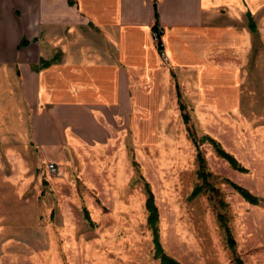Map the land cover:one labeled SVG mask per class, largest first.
<instances>
[{"label": "rangeland", "instance_id": "374dc122", "mask_svg": "<svg viewBox=\"0 0 264 264\" xmlns=\"http://www.w3.org/2000/svg\"><path fill=\"white\" fill-rule=\"evenodd\" d=\"M258 15L252 46L236 63L239 81L224 94L233 108L220 111L183 88L182 112L171 87L170 102L141 113L140 143L131 129L133 109L120 108L109 120L111 148L99 159L39 163L26 144L0 148V264H159L145 184L167 255L181 264H264V12ZM204 136L246 172L231 169L199 141ZM198 153L210 187L190 198L203 184ZM49 163L57 165L55 175ZM225 180L261 201L248 204Z\"/></svg>", "mask_w": 264, "mask_h": 264}, {"label": "crops", "instance_id": "0c3cea01", "mask_svg": "<svg viewBox=\"0 0 264 264\" xmlns=\"http://www.w3.org/2000/svg\"><path fill=\"white\" fill-rule=\"evenodd\" d=\"M72 1L0 0V148L26 144L39 163L99 159L111 148L110 118L133 109L140 143L141 113L170 102L171 87L178 105L184 88L220 111L234 107L224 94L239 81L264 0H157L162 55L153 0Z\"/></svg>", "mask_w": 264, "mask_h": 264}, {"label": "trees", "instance_id": "16d2710c", "mask_svg": "<svg viewBox=\"0 0 264 264\" xmlns=\"http://www.w3.org/2000/svg\"><path fill=\"white\" fill-rule=\"evenodd\" d=\"M67 1H68V4L70 6L74 5V2L72 0H67ZM156 3H157V0H153V7H154V11H155V15H154L155 24L152 28V33L157 34L156 46H157V50H158L159 54H162L163 53V47H162V43L160 40L161 33L159 32V30L157 28V20L158 19H157V12H156ZM248 20H249L250 28L254 29L255 28L254 23L251 20L250 15H248ZM21 45H24V43L23 44L21 43ZM177 98H178V102H179V109H180V111L183 112L185 110V107L181 103V97L179 94L177 95ZM183 120L184 121L187 120L186 115H183ZM199 141L200 142L208 141L212 145L216 155L219 158L223 159L225 162H227L229 164V166L231 167V169H233L237 172H241V173L246 172V170L240 166L238 161L232 155L225 152L221 148V146L218 143H216L214 140L210 139L207 136H204ZM194 144H197L196 140H194ZM196 158H197V161L199 163V169L197 171V176H198V179L202 180L203 184L196 185L194 187V189L191 192L190 198H195V197L201 195L203 192H205L207 187H210L208 185L207 181H205L207 179L206 177L209 176V174L207 175L205 172L206 171L205 160L200 153L197 154ZM225 181L230 186V188L235 193H237L248 204L258 205L259 202L261 201L260 198L252 195L251 193H249L244 188H242V187H240V186H238V185H236L230 181H227V180H225ZM145 189H146V194H147V198L145 201V210L147 212L146 223H147V226L151 230V233H152V243L154 246V257H155V259L158 260L159 264H181L178 261H176L175 259H173L172 257H170L169 255H167L161 246L160 239H159V229H158V219H159L158 209L155 205L154 196H153L148 184H145ZM84 214H85V219L89 223H91L86 211H84ZM226 236H227L228 246L231 249H233L234 241H233V239L229 233V230L227 228H226Z\"/></svg>", "mask_w": 264, "mask_h": 264}, {"label": "built area", "instance_id": "2783aa9c", "mask_svg": "<svg viewBox=\"0 0 264 264\" xmlns=\"http://www.w3.org/2000/svg\"><path fill=\"white\" fill-rule=\"evenodd\" d=\"M160 32V31H159ZM161 33V32H160ZM153 40L155 41V43L157 42V34H154L153 33ZM161 40V39H160ZM162 43V42H161ZM163 45V44H162ZM163 47V46H162ZM163 54V53H162ZM161 54V55H162ZM46 167H47V171H48V173L50 174V175H55L56 173H57V169H58V167H57V165L56 164H54V163H49V164H47L46 165Z\"/></svg>", "mask_w": 264, "mask_h": 264}]
</instances>
